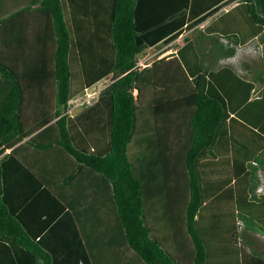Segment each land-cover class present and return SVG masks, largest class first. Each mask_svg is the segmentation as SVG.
Instances as JSON below:
<instances>
[{"label": "trees", "instance_id": "obj_1", "mask_svg": "<svg viewBox=\"0 0 264 264\" xmlns=\"http://www.w3.org/2000/svg\"><path fill=\"white\" fill-rule=\"evenodd\" d=\"M76 2L33 0L13 12L37 5L50 17L55 37V106L54 121L25 139L32 131L21 120L23 90L15 73L0 61V264H109L107 260L120 247L140 264H264V251L253 248L251 240L245 244L248 230L264 235V146L237 161L221 179L224 183L212 180L211 176L222 173L205 164L216 159L215 147L224 136L235 143L230 131L239 114L231 116L223 96L209 88L207 69L202 66L196 74H187L182 63L161 67L158 63L163 58L141 69L136 64L148 49H160L235 3L236 8L243 7L244 21L251 28L247 38L236 40L237 31L226 25L220 29L222 38L207 36L221 49L219 55L233 57L239 42L245 44L250 34L264 36V0H107V6L102 0L96 6ZM168 3L171 8L174 5L170 10ZM10 15L0 17V22ZM190 39L188 47H195ZM254 51L258 52V46ZM109 75L110 82L90 104L77 113L67 112L72 99ZM240 80L250 92L251 85ZM165 81L174 88L158 91L149 101L150 110L162 115L165 104H171L186 133L183 154L178 166L171 165V154L153 155L146 150L142 167L137 153L134 163L128 154L143 109L138 94ZM166 94L171 100L164 104ZM258 95L255 98L261 99L264 108V88ZM94 110L99 122L85 125L84 118ZM240 118L245 131L256 133L254 137L245 134L241 147L264 140V125L257 126L255 118L252 124L245 116ZM154 133L148 142L161 141V135ZM43 151L45 155L34 154ZM223 155L228 158L227 153ZM33 162L41 164V169ZM80 169L95 174L93 188L106 193L102 199L110 207L108 217L96 214L101 208L94 198L73 189ZM180 169L183 177L172 180L169 176ZM60 177L68 187L66 194L59 190ZM234 192L244 193L241 202L228 201ZM153 194H157L155 202ZM150 206L157 210L160 234L168 228L170 237L152 228L147 217ZM90 211L95 215L89 216ZM204 211L210 214L205 217ZM110 222L113 231L99 230ZM184 250H188L185 257Z\"/></svg>", "mask_w": 264, "mask_h": 264}, {"label": "crops", "instance_id": "obj_2", "mask_svg": "<svg viewBox=\"0 0 264 264\" xmlns=\"http://www.w3.org/2000/svg\"><path fill=\"white\" fill-rule=\"evenodd\" d=\"M32 1L33 0H0V17L13 14L10 15V17L4 22H0V61L8 65L9 68L15 73L23 90L21 120L24 124V128L28 132L32 131L29 133L30 135L25 137V139L29 138L31 135L35 134L37 131L43 129L45 126L51 124L54 121L53 112L55 106V82L53 71L55 37L50 17L46 10L38 8L37 5H34V7L31 9L19 11L16 14L13 13L23 6L30 4ZM96 2L97 0H77L76 3L78 5H84L85 3H88V5L96 6ZM102 2L107 6V0H102ZM235 5L236 4L234 3L225 6L216 14L207 17L195 27H192L191 29L182 33L176 39L167 42L162 47H160V49H148L145 55L140 56L137 60V66L140 69L146 66H151L154 60L161 58H163V60L158 63L160 66H168L171 65L170 63L172 62L182 63L185 70L187 71V74L188 71L189 73L191 71V74H196L197 69L198 71L200 70L199 66H205V69H207L205 75L209 83V88L215 90L218 94L223 96L231 116H235L237 113L239 114V118L236 117L233 122L234 127L236 126V130L234 129L230 131V133L233 134L232 138H235V143L229 141L230 138L228 136H224L226 139L220 140L215 147V151L217 152L216 159L205 164L208 166L209 170L212 169L214 172H216V174L221 171L222 174L211 176L212 180L219 179V184L222 182L224 183V181H221V179L225 178V176H227L228 173L233 170L235 166L234 164L237 161L241 159L244 160L248 154H251V152H259L262 149V146H264L263 139L258 140L255 145H253L252 141H249L250 144H248L247 148L240 146L241 143L245 145V139L243 137L245 134L249 133V135L251 134L252 137L256 136V133H250L243 129L241 125L242 119L240 117L245 116L244 120L249 124H252V122L256 119L257 126L264 125V108L260 103L261 99L255 98L256 96H259V91L264 88V59L262 58V55L264 54V36L260 32L259 34L252 33L248 37L250 38L249 40H254V42L251 43L259 44H255L256 47L258 46L259 50L258 52L254 51L253 56L247 57L244 54L236 56L235 54L233 57H223V55L219 54H210L208 56L206 54L205 58L202 57L203 62H200L201 59L199 58V54L196 51V45L192 48L188 47V39L189 37L192 38L194 36H202V34L207 37L209 34L221 32L220 29L222 28H213V24L215 21L225 20V17L229 15V12H225L229 11L230 9L232 12L234 9H236ZM154 7L153 10H157ZM86 8H89V6ZM163 8L165 7L163 6ZM170 8L171 4L168 3V9L170 10ZM156 13L160 16L159 10L156 11ZM75 16L77 15L75 14ZM149 51H152V53H148ZM214 57L219 61H214ZM246 61L252 65L250 66L249 64V66L252 68H241V63ZM257 63H259L261 66L256 67ZM235 71H240V76L242 75L244 81L251 85L250 92L249 88H247V85L241 82V77L236 75ZM168 75H171V72H169ZM105 79L109 81V79H111L110 75ZM169 81H171V78ZM169 81H165L164 84L162 83L159 86H146L148 91L146 92L143 90V94H138V102L140 105L142 104L141 107L143 109L140 117H138L137 120V146H135V148L138 165H141L142 167H145V160L142 158V155H147L146 150L153 155H159L162 152H165L166 155H169L167 152L171 150L169 147H165L168 144L166 140L169 138L167 137V135H169L167 133L168 131L165 130L162 133V128L160 126V124L163 122V118L165 119V122L167 118L175 119V121L178 122V114L175 113L176 111H171V104H165L166 102H170L171 96L169 94L163 95L165 96V107L162 115H156L154 113L155 111L152 113L149 102L153 97L155 98L158 95V91H171L174 88L172 87L173 84L171 83L173 80L171 82ZM92 87L89 89H92ZM164 87L168 88L165 89ZM133 93L136 95L138 91L134 90ZM99 118L100 115L98 116L97 111L94 110L93 112H90L87 118H84L83 122L85 125H91L99 122ZM45 121L46 123L44 124ZM173 122L174 121H172L171 124H173ZM168 125L169 123L166 122L165 127L167 128ZM155 131L160 135L162 134L160 138L161 141H153L151 143L148 142V138L150 139L151 135L154 138ZM9 150L10 149H7L5 152H9ZM53 153H55L57 157V152L53 151ZM225 153L228 154V158L223 155ZM34 154L42 156L46 154V151L38 152L37 154L35 152ZM59 155L60 157L66 156L65 154H58V156ZM33 165L39 170L42 167L41 164H35L34 162ZM140 172L143 175L145 174V170L143 169H141ZM261 178L263 177L261 176ZM96 179L97 178H95V174H93V172L90 170L80 169L79 173L75 176V180H73V189H76L80 196L94 198L96 204H98L99 202L104 201L106 193L104 192L99 194L97 191L95 192L93 184L95 183ZM232 184H234V181ZM58 187L60 192L63 194L68 193V187L64 181V178L60 177L58 179ZM74 192L75 191L72 190V194ZM78 196H76V199L81 201ZM243 196V192H234V194L229 197L228 201H233L232 203L235 204L236 202H241L243 200ZM156 197L157 194L152 195L151 198L153 199V202L156 201ZM166 198L168 199L167 196ZM234 208H237V206L235 205ZM208 212L209 211H204L203 215L205 217L208 216L210 214ZM155 213L157 214V210L153 213L152 218H156L157 223L161 225L158 220V215L155 216ZM91 214L93 216L95 215L91 211L88 212L89 216ZM160 228L162 229V225L159 227V229ZM159 229H157V231L158 234L161 235ZM165 230V234L162 232L163 235L161 236H164V238H166V236L170 237L172 232L169 231L168 228H165ZM256 233L259 232L248 230L246 238L244 237L245 244L248 246L251 240V246L253 248L264 251V249H261V247L254 242L253 234L256 235ZM180 235L181 234L179 233L176 237L178 238ZM261 235L264 236L263 234ZM182 255H184V257L187 256L188 250L182 251ZM107 262L109 264H140L134 254H132L129 250H126L124 247L117 249L116 253L112 255L111 258L107 260Z\"/></svg>", "mask_w": 264, "mask_h": 264}, {"label": "rangeland", "instance_id": "obj_3", "mask_svg": "<svg viewBox=\"0 0 264 264\" xmlns=\"http://www.w3.org/2000/svg\"><path fill=\"white\" fill-rule=\"evenodd\" d=\"M243 7H239V8H236L234 9L232 12L229 13V15H227L225 17V20H222V21H215V23L213 24V28H216V29H219V28H223L225 25L226 26H229L230 28H232L233 30L237 31V33L235 34V38L236 40L238 41H241L243 39H246L247 38V34H249V30H251V28L249 29L248 25L249 23L247 21H244V16H243ZM231 10V9H230ZM221 33L220 32H217L215 34H213V37L212 38H222L223 36L220 35ZM212 38H209V37H206V36H201L199 37L198 40H196L195 37H192L191 39L193 40V42L196 44V51L197 53L199 54V58L201 59L200 62H203V58H205V55L207 54L210 55H218L221 52V49L216 45L214 44V42L211 41ZM251 42H254V40H248L245 44H238V50L236 52V56H239V55H242L244 54L245 56H253L254 55V48H255V44L259 45L258 43H251ZM259 50V49H258ZM153 51V50H152ZM152 51H149L148 53H152ZM200 51V53H199ZM214 61H219L217 60L215 57H214ZM173 63V62H172ZM249 62H243L241 63V68L242 69H247L248 67L249 68H252L250 66H252L250 64L249 66ZM253 64V63H252ZM261 65H259V63L256 64V67H259ZM163 68H166L165 66H161ZM203 68H205V66H203ZM240 71H235L236 75H238L239 77H241V79L243 78L242 75L240 76L239 74ZM108 82H110V79L109 81H107V79H102L101 81L97 82L94 86L97 87V90L100 88H103ZM93 93V92H92ZM92 93H89L92 94ZM77 108V107H76ZM81 109V106L78 108V109H72L70 108L69 110L71 111V114H74V113H77L79 112V110ZM180 119H178V122L175 121V119H170V118H167L166 119V122L169 123L168 127L166 128L165 127V119L163 118V122L160 124L161 128H162V133L163 131L167 130L168 134L166 140L168 142V144L165 146V147H169V150L167 153L171 154L172 155V160H170L171 162V165L174 164V165H178L179 166V161H180V156L182 152V142H184V139L186 137V133L182 132V126L179 122ZM173 122V124H171V122ZM162 135V134H161ZM137 137V136H136ZM136 137H134L132 140V142L129 144L128 146V154L131 158V160L133 161L134 163V159L136 158V148L135 146H137L136 144ZM176 146V148H175ZM174 149V150H173ZM142 158H146V155H142ZM179 169V168H178ZM177 168L175 169V171L178 170ZM175 175L171 174V176H169L172 180H175V179H181L183 177V172L182 170L180 169V172L179 173H174ZM182 195L179 196L178 198V201H181L182 200ZM180 203V202H179ZM98 206L103 209H99L98 211H96V214L98 215H102L104 216V218L108 217V212H109V205H108V202H105V201H102V202H99L98 203ZM149 206V205H148ZM152 206L148 207V219L150 220V223H151V226L153 229H159V227H161V225H159L157 223V221L151 217V215H153V213L156 211L155 208L154 209H151ZM113 224V222H110L108 224V227H104V228H100L99 230L102 231V232H111L113 231V227H110L111 225ZM253 238H254V242L261 247V249H264V236H262L261 234L259 233H256L253 234Z\"/></svg>", "mask_w": 264, "mask_h": 264}, {"label": "built area", "instance_id": "obj_4", "mask_svg": "<svg viewBox=\"0 0 264 264\" xmlns=\"http://www.w3.org/2000/svg\"><path fill=\"white\" fill-rule=\"evenodd\" d=\"M99 91H100L99 89L97 90V88H94L92 90L85 91L83 95L72 99L67 109V112L71 114V111L69 110L70 108L78 109L80 106L82 107L83 105L90 104L93 98H95L98 95ZM89 93H92V94L89 95ZM258 190H260V188H258Z\"/></svg>", "mask_w": 264, "mask_h": 264}, {"label": "clouds", "instance_id": "obj_5", "mask_svg": "<svg viewBox=\"0 0 264 264\" xmlns=\"http://www.w3.org/2000/svg\"><path fill=\"white\" fill-rule=\"evenodd\" d=\"M136 64H137V63H136ZM94 88H97V87H92V89H94ZM92 89H91V90H92ZM99 90H100V88H99ZM87 91H89V90H87Z\"/></svg>", "mask_w": 264, "mask_h": 264}]
</instances>
